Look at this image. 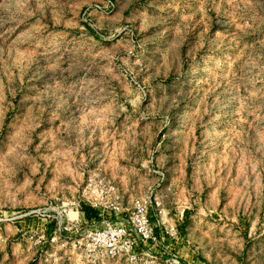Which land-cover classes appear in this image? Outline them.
Wrapping results in <instances>:
<instances>
[{
	"label": "rangeland",
	"instance_id": "obj_1",
	"mask_svg": "<svg viewBox=\"0 0 264 264\" xmlns=\"http://www.w3.org/2000/svg\"><path fill=\"white\" fill-rule=\"evenodd\" d=\"M150 194L148 247L63 230ZM0 264H264V0H0Z\"/></svg>",
	"mask_w": 264,
	"mask_h": 264
},
{
	"label": "built area",
	"instance_id": "obj_2",
	"mask_svg": "<svg viewBox=\"0 0 264 264\" xmlns=\"http://www.w3.org/2000/svg\"><path fill=\"white\" fill-rule=\"evenodd\" d=\"M106 209L94 212L92 217L86 219L82 207H76L75 212L83 221L74 218L63 229L75 231L76 236H80L75 241V247L98 263L130 251L133 244L148 247L155 242L156 231H178L175 223L167 228L165 222L161 218L159 220L164 214L161 202L151 194L131 200L125 208L111 201ZM29 214L38 216L40 211L34 210Z\"/></svg>",
	"mask_w": 264,
	"mask_h": 264
},
{
	"label": "trees",
	"instance_id": "obj_3",
	"mask_svg": "<svg viewBox=\"0 0 264 264\" xmlns=\"http://www.w3.org/2000/svg\"><path fill=\"white\" fill-rule=\"evenodd\" d=\"M85 216L89 217L90 216V210L88 207H82Z\"/></svg>",
	"mask_w": 264,
	"mask_h": 264
}]
</instances>
